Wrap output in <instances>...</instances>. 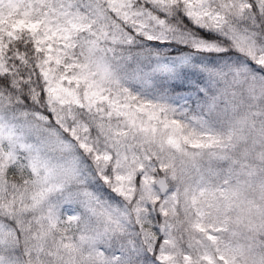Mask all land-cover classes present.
<instances>
[{
  "label": "snow or ice",
  "instance_id": "6c2138e0",
  "mask_svg": "<svg viewBox=\"0 0 264 264\" xmlns=\"http://www.w3.org/2000/svg\"><path fill=\"white\" fill-rule=\"evenodd\" d=\"M0 264H264V0H0Z\"/></svg>",
  "mask_w": 264,
  "mask_h": 264
}]
</instances>
